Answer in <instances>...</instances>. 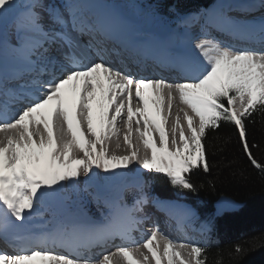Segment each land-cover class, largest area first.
<instances>
[{"label": "snow or ice", "instance_id": "1", "mask_svg": "<svg viewBox=\"0 0 264 264\" xmlns=\"http://www.w3.org/2000/svg\"><path fill=\"white\" fill-rule=\"evenodd\" d=\"M86 7L82 0H64L62 6L0 0V20L12 18L13 52L25 66L18 91L0 87V239L13 248L0 251V264H205L203 247L173 240L158 226L137 244L132 232L140 221L127 210L83 238L67 225L45 235L19 234L61 189L94 169L115 174L137 163L165 175L174 187L196 191L190 174L210 170L204 140L207 130L222 121L235 126L250 163L264 171L245 129L253 113L264 115V46L239 48L203 38L195 43L199 61L189 56L173 60L179 76L172 81L134 76L105 60L104 49L97 51L98 61L77 59V33L87 30L111 39L107 29L86 16ZM259 37L264 45V22ZM177 101L182 107L173 117ZM17 104L22 106L13 111ZM120 121L127 129L125 155L109 149L113 138L115 148H121ZM144 203L141 196L134 211ZM117 238L122 244L102 259L81 255V249ZM234 251L243 248L236 245Z\"/></svg>", "mask_w": 264, "mask_h": 264}, {"label": "trees", "instance_id": "2", "mask_svg": "<svg viewBox=\"0 0 264 264\" xmlns=\"http://www.w3.org/2000/svg\"><path fill=\"white\" fill-rule=\"evenodd\" d=\"M168 19L209 8L216 0H142ZM249 145L258 162L264 164V115L253 113L245 120ZM209 171L196 169L190 179L196 191L170 184L163 174L145 170L147 190L152 194L182 199L198 212V223L207 231L205 264H264V171L253 166L242 149L238 131L221 122L209 129L204 140ZM226 195L242 203L234 212L214 214L213 202ZM91 209V208H90ZM94 216L95 209L89 210ZM236 245L243 248L234 251Z\"/></svg>", "mask_w": 264, "mask_h": 264}, {"label": "bare ground", "instance_id": "3", "mask_svg": "<svg viewBox=\"0 0 264 264\" xmlns=\"http://www.w3.org/2000/svg\"><path fill=\"white\" fill-rule=\"evenodd\" d=\"M54 1L55 0H45L46 3H48L50 5H55V6H62L63 3H64V0H61V4L60 5H56ZM102 1H107L108 2L106 4V7H112L114 5L117 6V7H119V4H116V2L113 1V0H82V2H84L87 5V7L85 8V14H86V16L89 17V18L90 17H93L94 19H95V17H98L101 14V12L103 11V9H104V6L102 5ZM18 2H19V4L21 6H23V5H25L28 2V0H18ZM21 10H23V7H21ZM120 10L123 11V12H125L126 9L123 10V7L120 5ZM126 14H128V13H126ZM128 15L130 16V19L132 20V25L138 27V25L136 23L137 19H135V15L134 14H128ZM44 16H45L46 25L47 24L51 25V21L47 19V14L46 13L44 14ZM247 17L248 16H246V18L245 17H241L240 20L243 19L244 21H246V20L248 21L249 18H247ZM7 20L9 21L8 26L11 24L10 25V28H12V30H9L10 28L8 29L6 26H2L3 25V24H1L2 23V20H0V37H4L5 39H9V38L10 39L11 38L15 39L16 37H15V33H14V30H13V26H12V18H9ZM193 22H195V21H193ZM229 22H230L231 25L224 26V27L221 26V28L217 27L215 24H213V28H211V25L210 24H207V28L208 29H206L202 25V26H200L201 28H198V30L199 31H202L204 34H207V35H209V33L212 32L214 36H219L221 39L224 40L225 38L223 36H221V32H220V30H221L223 33L228 34L230 36V38L227 37L230 40H238L239 42L241 41L240 43H242V42H248V41L249 42H253L255 40L258 43L256 45L254 44V46H252V48H260V47L263 46L259 35H255V36H251V35L245 36L242 33L244 31V29H242L240 25H237L236 22H234L237 25V27H233V25H232L233 24L232 23L233 22L232 19H230ZM183 23H185L186 26H187V28L185 29L186 37H185V34H184V37H185V40H186V44L185 45H186L187 49L190 52H188V53H182L180 50L173 49L172 51H170L168 53H171L172 56L175 55L177 57L189 56V57H192L193 59L199 61L200 58H199L198 51L195 49V46L191 44L192 42H195V41H193V39H191V41H190V39H189L190 37H193V38L196 37V34L194 33L195 32L194 30L197 28L196 27L197 25H196V23H193L192 24L187 18L184 19V22ZM245 30H247V29H245ZM250 30H247V31L250 32ZM84 33H87V31L85 30ZM160 37H162V35L160 36V33L158 31H154V30L153 31H150V30H147V32H144L143 33V36L139 37V39L137 40V42H138V45L142 49H144L146 53H148V50L155 49V47H156V44L152 43V40L153 39L158 40ZM95 38L98 41V38L97 37H95ZM186 38L189 39V40H187ZM12 41L13 40H11V42ZM224 41H226V40H224ZM10 44H12V43H10ZM109 57H110V55H109ZM167 57L169 59H171V60H174L175 58H177V57H170V56H167ZM133 61H135V60H133ZM167 61L168 60H163V59H162V61L159 60V63L161 65V67H159L158 69H160L162 72L167 73V75H169V76H176V75H178L179 72H178V70H177V68L175 66H171L170 68L169 67H166L167 66ZM128 63H130V61ZM144 63H148V64L151 65V59H149V58L148 59H145ZM135 64L140 69L144 70V64L141 63L139 60L135 61ZM18 66H23V64L22 63H19L15 59V53L13 52V48L9 49L7 45H5L2 42H0V74L1 73L2 74H5V71L6 70H7L6 71V73H7L8 72V69L10 67H13V71L16 72L17 71L16 70V67H18ZM132 66L136 67L135 65H132ZM152 69H153L154 72L157 71V68L154 67V66H152ZM178 105H179L178 101L175 102L174 105H173V108H172L173 117L175 116V113L179 110V106ZM134 125H135V123H134ZM117 126H118V128L120 127L119 128V130H120L119 143L121 145V148L120 149H116L115 148V145H116L117 141H116L115 138H113L112 141L109 144V149H110V151L115 150L118 155H125V154H128L127 153L128 152L127 151V147H126V145L124 144V141H123V137H124V134H125V126H124V124H123L122 121L118 122V125ZM166 128L169 129V138L171 139L170 125H166ZM135 136H137V135L135 134ZM131 139L133 141V136L131 137ZM157 139H158V134H157ZM141 151H142V145H141ZM143 170L144 169L140 168L139 164H137V163H134V164L130 165L128 169H117L115 171V174L113 175V177L110 178L107 183L109 184L110 182H112V180L117 179L118 177H120L121 175H124L126 173L132 174V175H140ZM92 174H94V173H90L89 176H84L82 174L76 181H79L80 183H81V181H88L89 180V177ZM92 178H93V181H95L94 180L95 179V175H93ZM107 188H108V185L106 187H103L101 189V191H103L102 194L104 193V191ZM127 191H129V189H124L123 190V195L126 194ZM75 192H76V190H75ZM75 192L71 196H75V199H77L78 198L77 195H79V193L76 194ZM56 197H60V198L63 197L62 200H64L65 197L66 198L67 197L69 198V195H67V196L57 195L54 198H56ZM57 200H58L57 204L56 203L53 204V202H52L54 212H57V210L59 208H61L62 206H64L65 204L68 205V206L75 205L73 203H70V204L63 203V204H61V201H60L61 199L59 200V198H58ZM70 202H72V200H70ZM98 203L101 205V207L107 206V204L104 201H101L100 200V201H98ZM122 204H123L122 203V200H119L118 202H115V203L110 204L111 205L110 206V211L107 214L108 215L107 217L110 218L109 221H108L109 223L107 224L108 226L111 223L112 218L114 217V215L117 212H119V207L118 206L119 205L121 206ZM170 204H171V207L173 208L174 212H176V213L186 212V211H188V209H190L189 208L190 206H187L186 204H184V202L181 199H177V200L174 199V200L170 201ZM75 206H78V205H75ZM130 211L132 212V214H134V212H135L134 210H130ZM58 222H60V224ZM53 224H54L53 227H55L57 225H66L65 223L61 222V220H58V219L55 220L53 222ZM100 225H99L98 222H96V223H93V224H90V225H73L72 227H75L78 230V233H80V232H82V233L83 232L89 233L91 231H94V230L99 229L98 226H100ZM42 226L43 227L44 226H47V224H44ZM67 226H69V225H67ZM43 227L38 226V224H36V225L34 223L31 224L29 222L28 224H26L24 226V228L20 231L19 234L21 236H29V235H32V234H36L37 231H38V229H42ZM194 229H195V226L193 224H191V222H188V224H187V226L185 228V232L187 234H191L192 232H194ZM165 235H167L168 237L172 238L173 240L183 241V242H187V243H190L191 244V241H190L191 240V237H186L184 234H182V235L179 236L180 239H176V238H174L172 235H170L168 233H166ZM144 238H146V236L143 237V239ZM143 239L140 242H137V244L142 243L143 242ZM98 247L103 249L104 254L105 253H110V252H113V251L116 250V248L115 249H107L106 250L107 245H104L103 247H101V246H98ZM162 247H163V244L161 242V248ZM82 254H85V252H83ZM119 264H123V262L120 261Z\"/></svg>", "mask_w": 264, "mask_h": 264}, {"label": "rangeland", "instance_id": "4", "mask_svg": "<svg viewBox=\"0 0 264 264\" xmlns=\"http://www.w3.org/2000/svg\"><path fill=\"white\" fill-rule=\"evenodd\" d=\"M139 1L142 2L141 0H139ZM139 1L138 0H115V2H117L119 5H121L123 7V10H125V8L127 10L129 9V11H131L130 14L135 15V19H137L136 23L140 28L143 27V29H145V30L148 29L150 31H153V30L156 31V29H154V27H157V30L166 31L167 36L170 39H172V43L175 45V49L180 50L182 53L190 52L185 45L186 44L185 29L187 28V26L184 23L185 24V27H184L183 22H182V20H184L185 18H187L192 24L196 23V25H197L196 26L197 30L196 29L194 30L196 37L195 38H193V37L189 38L190 41H191V39H193V41H195L192 43L190 42L194 46H195V43L199 39H203V38L214 39L216 41H220L223 43H225L224 40L227 41V37H224L225 39L223 40L220 37H214L211 34L207 35V34H204L202 31H199L198 28H201L200 26H202V25L206 29H208L207 24L211 23V24H217L216 26L221 28V26L224 27V26L231 25L229 23V20L232 19L233 27H237V25H240L241 28L244 29V31L242 32L243 35L255 36V35H259L260 25L262 22H264V15H262L260 17L252 18L253 20H248V21L247 20L244 21L243 19H242L243 20L242 21V20H240L241 17L236 16V9H235L236 7L243 8L242 10H239L238 14L242 15V17H245V18L247 16L246 13H247L248 8L250 9L252 7V10H254V11L256 10L255 13H258L260 10H264V6L261 7L259 5L260 4L259 0H218L216 5L211 10H209L208 12H206V13L201 12L200 14H197V15H192V14L188 15L187 14L181 18V23L178 26L170 28L171 24L169 23V20L166 17L162 16L160 13L157 14L156 11L154 10V8L151 6H148V5L142 6ZM54 2L56 5L61 4V0H55ZM247 18H249V16ZM193 21H195V22H193ZM234 22H236L237 25ZM8 23H9L8 20H2L1 24H3L2 26H6L9 29L11 24L8 26ZM218 25H220V26H218ZM183 28H184V30H183ZM170 29H171V33L173 36L169 33ZM245 29H247V30L251 29V30H250V32H248ZM9 30H12V28H10ZM184 34H185V37H184ZM161 35L163 36L162 33H160V36ZM189 39H187V40H189ZM11 40H13V38L7 39V43H9V45H10V43H12ZM0 41H6V39H2ZM234 42H236V41H234ZM257 43L258 42H256L255 40L252 42L253 45L254 44L256 45ZM178 106H179V108L182 107V105H178ZM182 123H183V121H182ZM133 126H134L133 129H135L136 125H134V123H133ZM126 131H127V129L125 128V132ZM132 136H133L132 142H133V145L135 146L138 143V137L135 136V133H133ZM177 139H178V134H177ZM102 172L103 171L100 169L99 170L94 169V174H92L89 177L88 181H81V183L79 181H75V183H73V184H68L65 188H63L60 191V193L58 195H60V196L69 195V198L65 197L64 200H62L63 197L62 198H60V197L52 198L49 201L48 205L44 209H42L41 215L34 216L32 218V220L30 221V223L31 224L34 223L35 225L38 224V226H40V227H43L42 225H44V224H50V223L53 224V222L56 220L55 212L53 209V204H55V203L57 204L58 198H59V200L61 199L60 200L61 204L73 203L75 205H78V207L80 206L79 208H81V209L88 210L91 208L92 210L95 209V211L97 213L101 212L100 214H102L103 213L102 210L98 208V207H100L99 203H98V199H100L99 195L102 192L101 189L103 187H106L107 185H109L107 182L114 175L112 172H109V173H105V172L102 173ZM93 175H95V179H94L95 181H93V178H92ZM75 190H76V192H75ZM74 192L76 194L79 193V195H77V197H78L77 199H75V196H71L74 194ZM125 195L127 197V194H125ZM70 200H72V202H70ZM52 202H53V204H52ZM97 210H99V212ZM198 242H199V240L194 241L191 244L197 245Z\"/></svg>", "mask_w": 264, "mask_h": 264}, {"label": "water", "instance_id": "5", "mask_svg": "<svg viewBox=\"0 0 264 264\" xmlns=\"http://www.w3.org/2000/svg\"><path fill=\"white\" fill-rule=\"evenodd\" d=\"M141 184L142 177L126 173L120 180L114 181L102 195L107 198V200L113 202L120 198V194L125 187H140ZM241 206L242 203L240 201L226 195H220L213 202L214 214L217 216H221L227 212L237 211ZM59 214L67 222H74L70 218L72 215L80 216L82 222H90V219H86V213L78 207H69L66 205L59 211Z\"/></svg>", "mask_w": 264, "mask_h": 264}]
</instances>
